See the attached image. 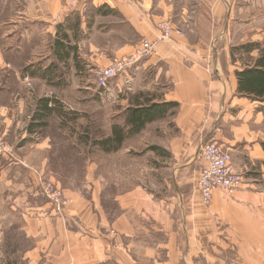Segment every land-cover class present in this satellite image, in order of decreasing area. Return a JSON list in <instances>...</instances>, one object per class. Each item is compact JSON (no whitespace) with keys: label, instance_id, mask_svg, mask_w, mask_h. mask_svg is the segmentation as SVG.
Segmentation results:
<instances>
[{"label":"crops","instance_id":"obj_1","mask_svg":"<svg viewBox=\"0 0 264 264\" xmlns=\"http://www.w3.org/2000/svg\"><path fill=\"white\" fill-rule=\"evenodd\" d=\"M205 1L0 0V124L19 160L0 156V264H264L263 104L238 95L243 65L231 59L232 47L264 42V0ZM168 18L184 34L162 40L156 23ZM144 38L157 54L98 88L97 70ZM142 77L167 82L156 101L179 104L169 127L140 152L124 144L95 160L74 147L97 112L102 139L127 129ZM43 98L77 120L52 111L31 132ZM209 136L243 183L206 206L195 185ZM32 167L71 199L62 214Z\"/></svg>","mask_w":264,"mask_h":264},{"label":"built area","instance_id":"obj_2","mask_svg":"<svg viewBox=\"0 0 264 264\" xmlns=\"http://www.w3.org/2000/svg\"><path fill=\"white\" fill-rule=\"evenodd\" d=\"M156 28L160 31L162 40H169L175 34L183 35V30L176 28L169 20L157 22ZM155 54H157L155 43L147 38L142 39L130 54L116 58L109 66L100 67L97 70V86L99 88H107L111 78L125 74L127 70L140 60ZM125 84L130 87L131 79L126 77ZM0 156H5L8 160H17L13 148L9 147L1 130ZM200 156L203 164L195 190L199 192L204 205H210L216 188H221L231 195L241 186L243 175L234 168L230 154L221 147L215 137H210L203 141ZM30 169L35 177L34 180L40 195L49 200L54 205L55 210L62 214L71 203L64 194L62 187L41 170L34 167Z\"/></svg>","mask_w":264,"mask_h":264},{"label":"trees","instance_id":"obj_3","mask_svg":"<svg viewBox=\"0 0 264 264\" xmlns=\"http://www.w3.org/2000/svg\"><path fill=\"white\" fill-rule=\"evenodd\" d=\"M231 59L233 62L241 60L243 65L236 71L238 95L262 103L260 108L264 112V42H248L232 47ZM133 99L132 105L124 112L127 129L116 125L113 127L111 137L94 141L91 137V128H82L81 132H78L79 143L98 146L106 151H117L129 138L143 132L150 123L175 114L179 106L177 102L156 101V98L148 97L145 94H138ZM38 106L39 112L33 117L34 121L29 126L31 132H35L39 127L45 125L43 120L52 111H56L63 121L69 119V121L75 122L78 118L73 113H66L64 105L51 98L39 100ZM261 144L264 149V141Z\"/></svg>","mask_w":264,"mask_h":264},{"label":"rangeland","instance_id":"obj_4","mask_svg":"<svg viewBox=\"0 0 264 264\" xmlns=\"http://www.w3.org/2000/svg\"><path fill=\"white\" fill-rule=\"evenodd\" d=\"M192 1L191 3L193 4V2L195 0H190ZM207 0L205 1L204 3V9H207ZM165 20H169L171 22V20L168 18V19H165ZM173 24V23H172ZM174 25V24H173ZM176 28H179L178 26H175ZM181 29V28H180ZM183 30V29H181ZM183 34H184V30H183ZM241 61V60H240ZM111 64V63H110ZM109 64V65H110ZM108 65V66H109ZM107 67V66H105ZM103 68V67H102ZM164 84H167V82H160L158 84H156V82H149L148 80H145L143 77L141 78V80L137 83V88H138V91L136 93V95L140 94H145L146 96L148 97H152V98H161V96L163 95L164 93ZM27 87L28 88H32L33 85L31 83V81H28V84H27ZM99 88V87H98ZM82 103V102H80ZM94 105H96L94 103ZM260 106V105H259ZM95 115V113H94ZM104 117H103V114L101 112H97L96 113V117H94L93 119V123H92V126H91V137L95 140H99L101 139V137L103 136L104 132L106 130H104L102 127L104 125ZM170 116H167L166 118H164L162 121H157L155 123H153L151 126H149L148 128H146L145 131H143L141 134L137 135L136 137H132V138H129L127 140V142L125 143V147L129 148L131 151L133 152H140V151H143L146 149V144L150 143V141H153L154 140V133L155 131H162V130H165L166 127H169V122L170 121ZM83 122V121H82ZM262 127L264 128V122H263V125ZM0 130L1 132L4 134V132L2 131V128H1V124H0ZM5 136V134H4ZM34 136L37 138V139H40L42 138V132H38L36 134H34ZM210 137H213V136H209L208 138ZM60 138V137H59ZM5 139H6V136H5ZM8 144V142H7ZM62 144V143H61ZM64 144V143H63ZM60 146L61 148H59V152H63L65 151V148L66 149L68 148L67 145L66 146ZM76 147L78 150H81L82 152L84 153H87L88 155H90L92 158H94L95 160H100V158L104 155V151L102 150V148L98 147V146H91L89 147L88 145H82V144H77ZM228 152V151H226ZM229 153V152H228ZM230 154V153H229ZM231 156V155H230ZM17 161H19L17 159ZM40 170V168H37ZM43 172V171H42ZM46 176H48L45 172H43ZM49 177V176H48ZM50 178V177H49ZM55 181V180H54ZM56 182V181H55ZM56 184H58V182H56ZM59 185V184H58ZM60 186V185H59ZM61 187V186H60ZM63 189V188H62ZM198 194L199 192L197 190H195ZM65 194V192H64ZM66 195V194H65ZM200 196V194H199ZM66 197H68L66 195ZM69 198V197H68ZM213 199V198H212ZM70 202H71V199L69 198ZM201 200V198H200ZM202 202V201H201ZM212 202V201H211ZM208 206V205H206ZM19 240H20V237H18V239L16 241H13V246H14V250L17 248L18 244H19ZM17 244V246H16ZM4 259V258H2Z\"/></svg>","mask_w":264,"mask_h":264}]
</instances>
